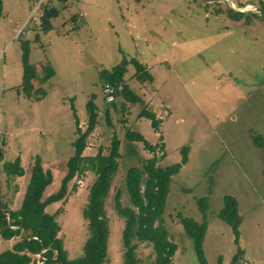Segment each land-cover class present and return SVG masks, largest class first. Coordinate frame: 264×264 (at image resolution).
<instances>
[{
	"label": "rangeland",
	"instance_id": "1",
	"mask_svg": "<svg viewBox=\"0 0 264 264\" xmlns=\"http://www.w3.org/2000/svg\"><path fill=\"white\" fill-rule=\"evenodd\" d=\"M261 1L44 0L33 19V0H4L0 12V204L12 209L20 205L35 155L52 171L43 196L58 189L74 151L72 104L84 129L86 102L94 93L99 121L87 137L84 153L94 154L99 146L107 151L113 134L121 140L119 165L104 200L110 233L103 264H124V218L115 209L114 195L119 191L122 204H130L127 168L141 165L143 158L152 155L141 141H128V128L140 131L152 143L162 135L161 165L178 161L181 146H189L187 161L172 176L162 215L170 239L177 244L171 264H200L180 218L203 220L196 201L202 195L208 198L203 240L208 263L231 264L239 245L243 252L237 264H264V152L251 137L255 131L264 137ZM49 2L60 13L51 19L52 27L43 31L39 15ZM229 8L243 14L235 18ZM25 41L35 68L32 82L45 90L40 99H34V91L26 95L21 89ZM123 57L146 63L153 79L137 80L129 63L125 81L142 99L131 102L118 93L113 105L105 101L100 71ZM48 65L53 72L43 78ZM143 106L162 119L159 130L138 115ZM16 156L25 170L19 176L3 167L4 161ZM94 178L89 169L79 172L69 181L66 198L46 206L48 212L57 211L58 235L70 257L82 253L89 234L82 211ZM227 194L238 201V243L231 225L218 216ZM18 238L0 235V251ZM136 255L137 264L154 260L146 241L138 242Z\"/></svg>",
	"mask_w": 264,
	"mask_h": 264
},
{
	"label": "trees",
	"instance_id": "2",
	"mask_svg": "<svg viewBox=\"0 0 264 264\" xmlns=\"http://www.w3.org/2000/svg\"><path fill=\"white\" fill-rule=\"evenodd\" d=\"M50 1V0H49ZM263 3L264 8V1ZM43 10L39 15L40 27L48 31L52 27L51 19L60 11L54 3L43 4ZM2 0H0V12ZM228 13L239 18L243 13L229 8ZM131 63L135 67L133 76L137 80L151 81L153 74L149 71L146 63L136 57H123L120 62L110 68L100 71V78L105 83H110L117 88L127 101H141L138 93L133 91L125 81L124 74L127 65ZM22 82L21 89L24 94L30 95L35 92L34 99H40L45 95V90L35 87L32 78L35 68L29 61L27 42H23L22 52ZM43 78L49 77L53 70L50 65L46 66ZM92 93L86 102L87 120L83 129L79 124L76 109L72 104V113L75 118L76 137L72 141L73 154L66 161V172L61 178L60 186L54 192L43 196V191L52 180V171L44 168L39 155H35L31 165V172L26 184L22 200L17 208H9L7 204H0V235L10 239L14 236L19 238L9 247L0 251V264H37L38 255H41L38 264H103L108 254V238L110 233L108 219L105 213L104 200L111 187V180L119 165V150L121 140L117 134H113L107 151L99 146L94 154H85L87 137L98 124L99 110ZM111 103L114 104L112 101ZM108 116V110H106ZM139 116H145L150 120L154 130H159L162 119L157 116L153 109L143 106ZM128 141H141L144 148L152 153L150 157L143 158L141 165H131L127 168L125 185L130 204L123 205L119 191L114 195L116 211L124 218L122 230V244L124 264H137L136 250L138 242H149L154 251L152 264H171L172 256L177 249V244L169 237V233L163 224V212L166 197L169 192L172 176L177 173L188 159L189 146L184 144L180 148L181 157L178 161L161 165L159 159L165 155L162 135L160 141L150 142L140 131L128 128L125 132ZM255 144L262 147L264 152V137L258 132L251 133ZM130 152H135L130 149ZM3 157L0 142V160ZM20 157L4 161V170L12 175L24 174V167L20 163ZM89 169L94 172L95 178L89 186L88 200L83 208V216L87 220L89 234L83 243V251L76 257H70L64 247L62 238L58 235L60 224L56 218L57 211L48 212L46 206L54 201L64 200L69 193V181L79 172ZM73 189L76 183L72 184ZM224 206L218 211V216L231 225L238 243L241 216L238 212L237 198L232 194L225 195ZM207 196L196 198L197 204L203 213V220L198 221L193 217L180 218L185 233L192 239L193 245L200 264H209L203 250V240L207 229L205 218L208 207ZM243 249L238 245L232 256L231 264H237Z\"/></svg>",
	"mask_w": 264,
	"mask_h": 264
},
{
	"label": "built area",
	"instance_id": "3",
	"mask_svg": "<svg viewBox=\"0 0 264 264\" xmlns=\"http://www.w3.org/2000/svg\"><path fill=\"white\" fill-rule=\"evenodd\" d=\"M43 1L44 0H33V9L31 11L30 18L34 19V13L37 12V10L41 7ZM80 14H82V13L80 12ZM21 30H22V28H21ZM120 88H121L120 86L117 88L116 86H114L110 83L103 84L102 90H103L105 101H107V102L114 101L116 99V96L118 94V90ZM40 256L41 255H38L37 264L40 263V260H39Z\"/></svg>",
	"mask_w": 264,
	"mask_h": 264
},
{
	"label": "crops",
	"instance_id": "4",
	"mask_svg": "<svg viewBox=\"0 0 264 264\" xmlns=\"http://www.w3.org/2000/svg\"><path fill=\"white\" fill-rule=\"evenodd\" d=\"M3 4H4V0H2V6H3Z\"/></svg>",
	"mask_w": 264,
	"mask_h": 264
}]
</instances>
